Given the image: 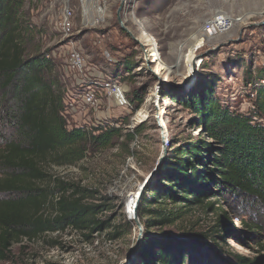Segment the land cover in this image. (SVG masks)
Returning <instances> with one entry per match:
<instances>
[{
    "label": "rangeland",
    "instance_id": "rangeland-1",
    "mask_svg": "<svg viewBox=\"0 0 264 264\" xmlns=\"http://www.w3.org/2000/svg\"><path fill=\"white\" fill-rule=\"evenodd\" d=\"M129 1L136 15L146 19L144 25L147 31L158 38L164 61L167 65H174V70L179 74L185 70L180 61V49L185 50L192 38L198 36V27L208 14L222 10L239 18L227 33L211 39L215 46L210 52L206 47L200 50L204 58L203 71L199 76L202 85L191 93H198L201 89L204 92L210 86L211 98L216 97L220 105L241 113H252L251 98L254 93L251 88L264 86L261 82L264 80V0ZM70 3L72 7H78V0H70ZM61 6L62 0H25L24 12L35 31L34 39L28 44L29 48L40 45L41 50L49 51L54 61L51 75L64 91L70 79L65 72L66 57L56 29ZM117 12L118 4L114 7L110 24L106 28L105 44L117 48L123 54L117 55L119 61L124 58L128 60L130 68H135L139 65L134 55L135 42L118 23ZM77 14L79 15L78 12ZM125 26H130L132 30L135 28L132 23H126ZM90 32L85 34L84 42L86 51L91 53L94 52L91 43L95 33ZM133 33L136 35L134 31ZM197 41L195 39L194 44ZM191 56L192 49L181 54V58L184 57L187 61ZM93 59L101 60L97 55ZM117 69L118 67H113L108 74L111 77L120 74L122 80L129 84V99L134 89H143L152 80V76L144 73L145 71L136 73L134 70L127 77V68L123 73H117ZM248 70L250 74L247 77L251 81L249 84L245 81ZM153 71L159 73L160 67L157 65ZM259 74L262 77L258 78ZM185 95L178 96V101L174 99L167 105V138H170L168 146L163 145L164 130L161 131L155 118L150 117L132 128L134 132L138 125L144 124L140 131L134 132L133 139L128 144L123 135L131 131L124 130L123 135L109 148L89 150L75 164L47 168L53 175L85 188L82 202L101 205L95 213V218L102 221L99 227L90 231L87 228L66 226L62 230L44 233L38 238L22 239L11 246L9 258L0 264H136L139 261L138 249L146 232L149 237L155 238L171 236L202 241L198 258L193 264H238L234 261L233 254L243 255L251 260L258 258L260 261L256 259L255 264L264 263V236L260 238L253 234L241 222L242 218L246 219L247 214L243 212L237 198L220 197L219 202L214 205L220 204L228 217L225 219L222 216V220L227 222L222 225L225 239L222 241L212 237L220 223L219 215L211 209L194 203H173L158 192L146 190L149 185V182L145 183L146 178L160 156H163L162 166L167 157L173 156L175 148L186 147L191 141L203 136L193 124L196 112L183 104L182 98ZM210 96L208 93L207 97ZM135 109L133 104L131 112L127 114L128 118L125 117L122 124L128 122ZM259 120L264 124V114L259 116ZM174 155L177 154L174 152ZM143 195L156 201L141 216L138 204ZM215 199L210 196L205 201ZM135 201L138 203L133 211L132 203ZM135 214L142 231L137 251L129 260L140 235ZM250 214L252 220L264 221L259 215ZM200 233H205L208 237L203 238Z\"/></svg>",
    "mask_w": 264,
    "mask_h": 264
},
{
    "label": "trees",
    "instance_id": "trees-1",
    "mask_svg": "<svg viewBox=\"0 0 264 264\" xmlns=\"http://www.w3.org/2000/svg\"><path fill=\"white\" fill-rule=\"evenodd\" d=\"M24 4L25 0H0V263L22 239L38 238L66 226L90 231L100 226L102 221L95 213L101 205L82 202L85 188L47 168L75 164L89 150L109 148L123 135L121 127L67 125L62 86L51 75L54 61L40 45L29 48L35 31ZM247 74L249 70L245 76L249 84ZM201 90L182 100L196 112L193 124L202 138L175 148L146 190L173 203L211 209L220 223L212 237L222 241V225L227 223L222 216L228 217L220 204L214 205L220 197L237 198L247 214L241 222L262 238L264 221L252 220L250 213L264 218V124L259 120L264 114V86L251 88L252 113L220 105L216 97L211 98L210 86ZM143 94L141 88L133 90L130 99L135 107ZM134 132L123 135L127 144ZM210 196L216 199L205 201ZM155 201L143 195L138 204L140 215ZM145 234L136 264H193L203 244L199 239ZM232 257L238 264L260 261L239 254Z\"/></svg>",
    "mask_w": 264,
    "mask_h": 264
},
{
    "label": "built area",
    "instance_id": "built-area-1",
    "mask_svg": "<svg viewBox=\"0 0 264 264\" xmlns=\"http://www.w3.org/2000/svg\"><path fill=\"white\" fill-rule=\"evenodd\" d=\"M117 4L118 23L135 42L134 55L139 64L135 68H130L128 60L124 58L119 61L117 55L123 54L117 48L105 44L106 28ZM145 20L143 16L136 15L129 0H78V7L75 8L71 6L70 0H62L56 29L66 57L65 72L70 79L62 95V112L69 127L104 125L121 127L122 131L132 132L135 125L153 117L161 131L164 130L163 145L168 146L170 138H167V105L174 99L178 101V96L182 94L191 96V91L202 85L199 76L203 71L204 58L200 50L206 47L210 52L215 46L211 39L227 33L239 18L222 10L208 14L198 27L196 44L194 45L195 39L192 38L185 50L180 49L181 54H186L192 46L190 60L181 58L180 54V61L185 67L182 74L174 70V65H167L164 61L161 44L156 35L147 31ZM126 23H132L135 28L132 30L130 26H125ZM88 31L95 33L91 43L94 52L91 53L86 51L84 42ZM94 55L101 60H94ZM157 65L160 71L154 73ZM113 67H118L117 73L124 71L127 77L134 70L136 73L145 71L144 73L152 76L149 84L142 89L143 97L125 125L121 122L131 112L133 105L129 99L130 86L122 80L120 74H116V78L108 74ZM183 82L186 84L181 85ZM261 82L264 83V80Z\"/></svg>",
    "mask_w": 264,
    "mask_h": 264
},
{
    "label": "water",
    "instance_id": "water-1",
    "mask_svg": "<svg viewBox=\"0 0 264 264\" xmlns=\"http://www.w3.org/2000/svg\"><path fill=\"white\" fill-rule=\"evenodd\" d=\"M184 84H186V82H183V83H181V85H184ZM164 155V154H163ZM162 160H163V156H160V158H159V160H158V162H157V164H156V166L153 168V170L151 171V173L148 175V177L146 178V181H145V183H147V182H149L158 172H159V170H160V168H161V164H162ZM138 203V201H135L134 203H133V205H132V210L134 211V208H135V206H136V204ZM135 221H136V223H137V225H138V229H139V231H140V235L138 236V239H137V243H136V245H135V247H134V250L132 251V253L129 255V260L131 259V257L136 253V251H137V246H138V242H139V240H140V236H141V231H142V227H141V223H140V221H139V218H138V216L135 214Z\"/></svg>",
    "mask_w": 264,
    "mask_h": 264
},
{
    "label": "bare ground",
    "instance_id": "bare-ground-1",
    "mask_svg": "<svg viewBox=\"0 0 264 264\" xmlns=\"http://www.w3.org/2000/svg\"><path fill=\"white\" fill-rule=\"evenodd\" d=\"M140 26L142 27V30H143V32H144L145 30H144L143 26H142V25H140ZM195 39L197 40L196 37H195ZM199 42H200V41H199ZM194 45H195V44H194ZM191 49H192V48L190 47L189 51H190ZM189 51H188V52H189ZM188 52H187V53H188ZM189 82H191L190 79H189ZM133 203H134V202H133ZM133 203H132V205H133ZM131 212H132V211H131Z\"/></svg>",
    "mask_w": 264,
    "mask_h": 264
}]
</instances>
